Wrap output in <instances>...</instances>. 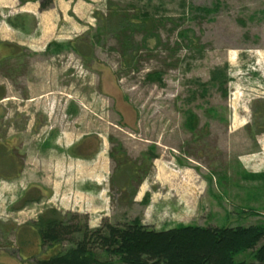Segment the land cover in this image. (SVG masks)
<instances>
[{"label": "rangeland", "instance_id": "rangeland-1", "mask_svg": "<svg viewBox=\"0 0 264 264\" xmlns=\"http://www.w3.org/2000/svg\"><path fill=\"white\" fill-rule=\"evenodd\" d=\"M92 4L69 40H0V264L59 250L39 248L32 226L48 207L88 225L264 223V0ZM111 8L156 21L154 37L135 33L131 69L104 24ZM153 71L159 83L145 79ZM94 196L105 209L95 214Z\"/></svg>", "mask_w": 264, "mask_h": 264}, {"label": "trees", "instance_id": "trees-1", "mask_svg": "<svg viewBox=\"0 0 264 264\" xmlns=\"http://www.w3.org/2000/svg\"><path fill=\"white\" fill-rule=\"evenodd\" d=\"M51 3L41 0L40 9ZM104 20L105 26L112 28L110 33L117 40L125 68L131 69L137 51L135 33L154 37L156 21L145 11L135 16L118 8H111ZM75 47L78 53L80 49ZM217 74L214 81L217 78L224 84L226 74ZM145 79L159 83L161 74L149 72ZM205 88L201 87L202 96L206 95ZM185 123L194 132L197 117L187 111ZM66 214L48 207L32 221L41 247L59 246L56 253L36 259L34 264H264V223L207 227L179 224L157 230L138 219L119 224L103 218L98 227L90 228L87 220L77 223V213H70L74 214L70 220H66ZM240 254H247V259L236 261Z\"/></svg>", "mask_w": 264, "mask_h": 264}, {"label": "crops", "instance_id": "crops-1", "mask_svg": "<svg viewBox=\"0 0 264 264\" xmlns=\"http://www.w3.org/2000/svg\"><path fill=\"white\" fill-rule=\"evenodd\" d=\"M89 1L93 3L95 0ZM40 2L41 0H0V35L2 33L11 34L10 38L0 37V40L22 39L23 41H29L31 45L43 43L45 46L58 38L69 40L70 37L65 35L71 34L72 38L73 34L75 36L83 33L85 26L80 25V22L91 19L90 14L94 7L92 3H88L86 0H52V4L42 10L40 9ZM25 176L20 177L21 181L24 182ZM33 181H36V179H33ZM56 186H58V189L55 193H57L60 202L63 203L67 197V192L64 193L63 189L65 188L67 191L68 188H66L64 181L56 182ZM61 196L62 200L60 199ZM100 202L102 203L100 197L94 196L93 202L87 203L88 209L86 211L95 214L105 210L104 203H102L103 209H99ZM53 208L57 209L56 207ZM103 216H107V214ZM101 219L102 216H99V220L90 219L89 225L96 227L100 224ZM35 220L33 219V221ZM37 240L39 248H41V242L39 239Z\"/></svg>", "mask_w": 264, "mask_h": 264}]
</instances>
